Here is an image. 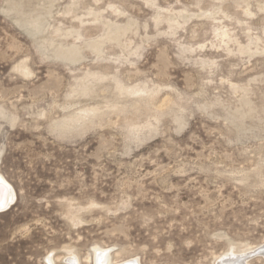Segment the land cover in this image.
<instances>
[{
	"label": "rangeland",
	"instance_id": "rangeland-1",
	"mask_svg": "<svg viewBox=\"0 0 264 264\" xmlns=\"http://www.w3.org/2000/svg\"><path fill=\"white\" fill-rule=\"evenodd\" d=\"M0 175V264L264 245V0H0Z\"/></svg>",
	"mask_w": 264,
	"mask_h": 264
},
{
	"label": "bare ground",
	"instance_id": "bare-ground-1",
	"mask_svg": "<svg viewBox=\"0 0 264 264\" xmlns=\"http://www.w3.org/2000/svg\"><path fill=\"white\" fill-rule=\"evenodd\" d=\"M2 175H0V212L10 206L11 201L14 197V191ZM13 203V202H12ZM8 209V208H7ZM94 263L93 264H141L135 258H127L120 261L113 260L111 250L109 248L92 246ZM234 249V248H233ZM229 251V250H228ZM236 251V250H235ZM232 250L228 255L226 254L221 259L218 260L217 264H244L250 257L264 255V245H257L250 251L235 252ZM238 251V250H237ZM92 256V255H91ZM92 256V257H93ZM48 264H54V255H48L46 257ZM67 264H80L79 259L69 255L67 257Z\"/></svg>",
	"mask_w": 264,
	"mask_h": 264
}]
</instances>
